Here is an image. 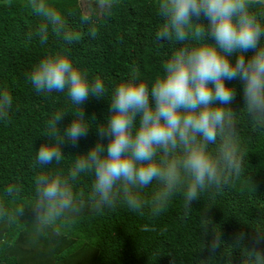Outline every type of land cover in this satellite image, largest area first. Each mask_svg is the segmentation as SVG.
<instances>
[{
  "label": "clouds",
  "instance_id": "1",
  "mask_svg": "<svg viewBox=\"0 0 264 264\" xmlns=\"http://www.w3.org/2000/svg\"><path fill=\"white\" fill-rule=\"evenodd\" d=\"M28 2L40 21L36 35L41 43L50 31L66 45L79 40L51 0ZM157 14L162 21L157 40L181 46L161 62L151 82L132 73L109 91L103 79H90L66 51L45 55L28 73L37 93H66L73 107V118L63 130L59 124L69 113L51 114L34 166L60 164L63 145L76 146L91 127L98 137L96 144L73 157L66 171L36 175L31 209L38 232L80 210L83 204L74 184L84 175L92 176L90 198L98 209L123 203L134 212L147 207L153 216L177 192L187 215L202 192L228 183L242 163L231 107L237 92L228 81L241 82L242 110L254 128L264 130V12L254 11L252 0H157ZM90 35L94 38L95 30ZM90 97L109 102L108 117L95 125L84 113ZM12 103L11 92L0 88V119L8 117ZM154 183L155 190L145 199L143 190ZM18 191L14 184L5 189L9 197ZM23 211L0 205V217L10 222ZM209 223L205 220L203 226ZM255 233L250 246L243 232L233 238V248L243 253L242 264H264V231ZM223 246L214 230L209 253Z\"/></svg>",
  "mask_w": 264,
  "mask_h": 264
},
{
  "label": "trees",
  "instance_id": "2",
  "mask_svg": "<svg viewBox=\"0 0 264 264\" xmlns=\"http://www.w3.org/2000/svg\"><path fill=\"white\" fill-rule=\"evenodd\" d=\"M82 1L94 2L89 13ZM51 2L80 37L72 45L51 31L41 43L36 35L40 21L28 0H0V88L13 96L8 117L0 119V205L24 208L11 222L0 217V264H242V251L232 246L234 236L243 232L250 246L255 231H264V130L254 128L242 110L238 80L227 83L237 92L231 107L236 112L241 171L228 183L202 192L187 215L181 192L156 216L147 207L134 212L123 203L98 209L90 198L89 174L74 184L83 204L80 210L36 230L31 209L36 175L45 170L66 171L73 157L86 152L98 137L91 127L76 146L71 142L63 145L65 158L60 164L46 169L34 166L35 151L47 139L51 114L57 110L69 113L59 124L63 130L73 118V107L66 93L33 89L28 81L33 65L45 55L66 51L90 79L100 77L110 91L132 73L151 82L159 75L161 62L181 46L157 40L162 22L157 0H107L103 6L97 0ZM252 6L254 11L264 12L262 1L252 0ZM91 30L96 32L94 38ZM105 99L90 97L84 102L85 116L93 125L109 115ZM9 184L19 189L12 197L5 192ZM155 188L154 183L143 190L145 199ZM205 220L210 223L203 226ZM214 230L224 246L210 254L207 243Z\"/></svg>",
  "mask_w": 264,
  "mask_h": 264
},
{
  "label": "rangeland",
  "instance_id": "3",
  "mask_svg": "<svg viewBox=\"0 0 264 264\" xmlns=\"http://www.w3.org/2000/svg\"><path fill=\"white\" fill-rule=\"evenodd\" d=\"M260 1H262L264 3V0H260ZM97 2H98V6H103L107 2V0H97ZM93 5H94L93 1L92 2L82 1V7H83V9H84V11L86 13L90 12V10L92 9Z\"/></svg>",
  "mask_w": 264,
  "mask_h": 264
}]
</instances>
